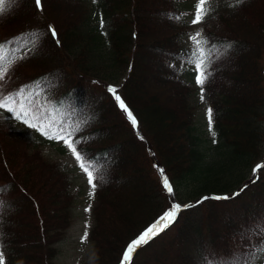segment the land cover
Segmentation results:
<instances>
[{
    "label": "trees",
    "instance_id": "obj_1",
    "mask_svg": "<svg viewBox=\"0 0 264 264\" xmlns=\"http://www.w3.org/2000/svg\"><path fill=\"white\" fill-rule=\"evenodd\" d=\"M185 1L15 0L0 16V54L16 61L3 91L23 89L19 99L41 117L28 128L0 109L5 264H54L73 179L41 141L78 124L79 163L98 169L87 264H122L129 243L173 204L190 207L128 264H245L264 243V167L253 171L264 166V0H229L200 22L206 47L232 45L213 57L203 85L211 130L190 99Z\"/></svg>",
    "mask_w": 264,
    "mask_h": 264
},
{
    "label": "snow or ice",
    "instance_id": "obj_2",
    "mask_svg": "<svg viewBox=\"0 0 264 264\" xmlns=\"http://www.w3.org/2000/svg\"><path fill=\"white\" fill-rule=\"evenodd\" d=\"M236 4L243 3V0H235ZM15 3V0H0V16L4 15L9 7H11ZM36 6L38 8L41 7V0H36ZM195 17L192 21L193 24L200 23L205 16L212 11L210 7V0H197V4L195 6ZM176 19H179L177 17ZM104 25V21L101 20V26ZM52 35L55 36V30L50 28ZM33 37L37 35V33L33 32L31 34ZM195 42V48L192 53V58L189 60L190 63L194 64L196 70V82L198 85H201V92L203 93V85L207 82V80L212 75L211 71H209L210 65L213 62V57L219 58L224 55L228 49L232 47L230 43H226L220 46L211 45L210 47H206L208 44V40L206 37L202 36L201 32H197L195 37H190ZM33 47H35V42L33 41ZM0 48H3V45H0ZM16 61L14 59H6L4 55L0 54V109H5L8 112H16V116L18 119L23 118L24 123L29 124L30 127H37V123H31L29 117L31 116L32 120L40 121L41 117L38 114L37 109H32L31 105H26L23 101L19 99L20 94L23 92V89L18 90L17 92H5L3 91L2 82L5 80L7 73L11 70L13 64ZM109 91L113 93L115 99L119 103V107L127 114L128 119L131 121L133 126L136 125L137 121L133 116L132 112L125 105L124 101L121 99L119 95H116V89L109 88ZM203 99V95L201 96ZM207 115L209 117V127L211 130V121H212V109L207 110ZM40 129L44 134H48L45 132L43 128V124L41 123ZM80 125H76L72 131H68L66 128H61L60 131H55L50 129L51 134L49 135V139H58L63 140L67 147L70 148L75 158L79 161L82 159H87L86 155L82 152H79L75 145L79 143V141L71 140V136H73L77 131H79ZM215 135V133H213ZM84 171L86 172L89 180V184L92 186L93 191L95 190V184L93 180L95 179L94 172L98 171L93 165H82ZM261 167V165H257L253 170L256 173ZM163 184L166 190L169 193H172L173 188L170 186L167 178L163 179ZM91 196L92 193H89ZM216 199H220V197H215ZM4 206V202L0 201V208ZM182 207H190V205L181 206L179 204H173L171 208L152 226L147 228L143 233H141L136 239L131 241L125 250L122 258V264H128L132 254L134 251L146 244L148 240H150L153 236L158 234V231H162L166 228L170 223H172L178 212ZM88 209H86L87 211ZM87 233H85V236ZM83 240V237H82ZM2 247V245H0ZM261 255H264V243L258 245L253 252L250 254V258L245 261V264H255V260L260 258ZM0 264H5L3 253L0 252Z\"/></svg>",
    "mask_w": 264,
    "mask_h": 264
},
{
    "label": "rangeland",
    "instance_id": "obj_3",
    "mask_svg": "<svg viewBox=\"0 0 264 264\" xmlns=\"http://www.w3.org/2000/svg\"><path fill=\"white\" fill-rule=\"evenodd\" d=\"M197 0H187L183 4L181 17L187 23V30L183 35V42L194 51L195 42L190 37H195L201 32L200 23L193 24ZM230 5L229 0H210L211 9ZM188 79L192 86L191 101L195 104L196 117L199 123H204V129L208 126L209 117L207 110L209 104L207 99L201 96V85L196 82V70L193 63H190ZM8 113V112H7ZM18 122L29 128L24 120ZM41 146L48 159L65 164L72 175L74 199L71 205V222L63 237L56 244L57 252L53 258L54 264H87L90 253L91 241L88 237L89 230L93 224L92 206L95 202L93 188L89 184L88 176L79 161L75 158L69 147L63 140L41 141ZM89 193H92L90 196ZM86 209H88L86 211ZM161 218V217H160ZM159 218V219H160ZM159 219L153 222L156 223ZM152 224V225H153ZM151 225V226H152ZM85 233L87 235L85 236ZM83 237V240H82ZM1 252V251H0ZM255 264H264V255L255 260Z\"/></svg>",
    "mask_w": 264,
    "mask_h": 264
}]
</instances>
